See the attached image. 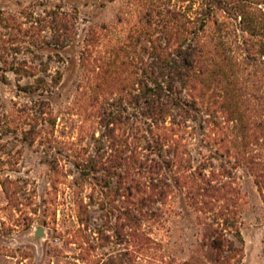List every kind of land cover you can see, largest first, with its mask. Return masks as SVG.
Masks as SVG:
<instances>
[{
  "label": "rangeland",
  "instance_id": "obj_1",
  "mask_svg": "<svg viewBox=\"0 0 264 264\" xmlns=\"http://www.w3.org/2000/svg\"><path fill=\"white\" fill-rule=\"evenodd\" d=\"M124 1L0 0V264H181L198 249L203 223L217 227L225 208L222 198L190 195L192 183L186 176L196 172L202 173V181L222 187L233 202L243 239L240 264H264V205L244 165L249 149L242 146L249 143L254 153L264 154V141L244 138L251 131L241 129L264 113V59L255 38L240 30L237 17L230 14L224 26L209 24L205 31L220 37L227 60L216 61L213 83L181 95L187 102L194 97L195 118L180 119L184 127L178 158L183 167L162 170L166 195L156 205L159 217H143L138 224L132 198L114 176L86 174L75 166L81 157L101 156L108 162L115 155L99 125L100 105L92 97L113 86L102 83L93 89L102 57L125 37L124 24L112 26L126 7ZM259 8L264 12L263 2ZM59 13L75 25L74 39L65 47L53 41L59 33L51 22ZM101 25L109 28L88 46L90 28ZM58 75L59 83L45 96L56 119L50 145L24 141L16 129L18 119L34 111L42 97L21 87L37 77L50 82ZM115 76L127 77L125 87H131L130 76H120L118 70ZM120 88H113L105 107L118 109ZM221 88L227 89V99L217 94ZM115 171L120 170L110 172ZM137 229L151 241L141 250L130 236ZM226 237L231 238L227 232Z\"/></svg>",
  "mask_w": 264,
  "mask_h": 264
},
{
  "label": "trees",
  "instance_id": "obj_2",
  "mask_svg": "<svg viewBox=\"0 0 264 264\" xmlns=\"http://www.w3.org/2000/svg\"><path fill=\"white\" fill-rule=\"evenodd\" d=\"M261 2L264 3V0L124 1L126 7L112 26L124 24L125 37L119 40L115 49L105 53L107 58L102 57L93 89L99 90L102 83L113 86H106L101 93H94L92 97V101L100 105L99 125L104 127L102 134L115 146V155L108 162H103V158L98 156L97 159L87 160L81 157L74 164L86 174L103 171L105 177L110 174L114 176L119 188L132 198L138 224L143 217H159L160 208L156 205L162 203L166 195L163 168L183 167L178 158V139L184 127L180 119H194L191 113L196 111L194 97L189 96L191 102L182 100L183 91L189 89L192 92L198 84L212 82L217 70L216 61L227 60L220 37L204 35L208 25L212 24L217 29L225 25L230 14L237 17L240 30L255 38L254 45L258 46L259 55L264 59V12L259 8ZM51 24L53 30L59 33L53 38L56 46L65 47L74 39L75 25L61 13L55 15ZM108 28L106 25L90 28L88 46L96 43ZM129 49L132 51L128 52ZM117 70L120 76L127 74L131 77L129 89L124 83L127 77L116 78ZM59 81V75L50 82L44 77H37L32 83L21 87L24 92L39 93L42 97L34 103V111H25L18 119L16 129L19 128L24 141L39 140L50 145L56 119L45 96ZM115 86L121 87L116 91L119 92L115 99L118 109L107 108L105 105L115 94ZM219 90L217 94L225 99L229 97L227 89ZM13 116L14 113L10 112V124L14 122ZM262 118L249 125L243 124L241 129L244 132L251 131L249 135L244 134V138L259 136L264 141V113ZM124 127H128L126 130L130 133H125ZM116 131L120 134H116ZM248 145L242 143L249 149L244 165L252 174L264 205V154L254 153ZM112 168L120 171L111 173ZM201 174L196 172L186 176L192 183L189 193L206 200L222 198L225 202L222 223L217 227L203 223L198 249L181 264H240L243 239L235 220L233 202L224 197L227 192L222 187L202 181ZM106 180L103 179L108 183ZM8 199L13 201L15 193L8 194ZM202 202L203 205L207 204L206 201ZM137 232L130 236L138 241V249L141 250L151 241L138 229ZM226 232L231 238L226 237Z\"/></svg>",
  "mask_w": 264,
  "mask_h": 264
}]
</instances>
